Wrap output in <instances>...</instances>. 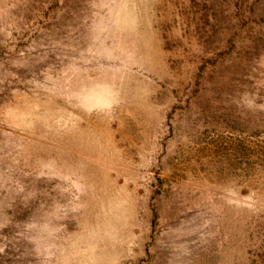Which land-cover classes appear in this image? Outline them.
<instances>
[{
    "label": "rangeland",
    "instance_id": "374dc122",
    "mask_svg": "<svg viewBox=\"0 0 264 264\" xmlns=\"http://www.w3.org/2000/svg\"><path fill=\"white\" fill-rule=\"evenodd\" d=\"M0 264H264V0H0Z\"/></svg>",
    "mask_w": 264,
    "mask_h": 264
}]
</instances>
